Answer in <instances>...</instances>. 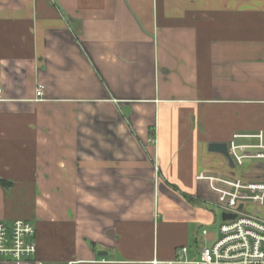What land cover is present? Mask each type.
<instances>
[{"label": "crops", "instance_id": "0c3cea01", "mask_svg": "<svg viewBox=\"0 0 264 264\" xmlns=\"http://www.w3.org/2000/svg\"><path fill=\"white\" fill-rule=\"evenodd\" d=\"M0 83V221L44 264L193 259L261 180L229 144L264 131V0H0Z\"/></svg>", "mask_w": 264, "mask_h": 264}, {"label": "built area", "instance_id": "2783aa9c", "mask_svg": "<svg viewBox=\"0 0 264 264\" xmlns=\"http://www.w3.org/2000/svg\"><path fill=\"white\" fill-rule=\"evenodd\" d=\"M41 95L38 89L36 96ZM229 153L235 168L255 162L261 176L256 182H231L222 208L224 213L235 214V219L221 221L195 258L189 259L188 248L182 247L173 260L152 264H264V131L234 135ZM35 232L34 225L25 220L0 221V264H42L36 259ZM207 236L202 231L200 239Z\"/></svg>", "mask_w": 264, "mask_h": 264}, {"label": "water", "instance_id": "95a60500", "mask_svg": "<svg viewBox=\"0 0 264 264\" xmlns=\"http://www.w3.org/2000/svg\"><path fill=\"white\" fill-rule=\"evenodd\" d=\"M211 150L219 151V152L227 155V157H228L226 145H212ZM230 163H232L231 160H230ZM232 167H233V163H232ZM241 208L242 207L240 205L239 208H238V210H241ZM235 217H236L235 214H232V213H222L221 214V220L222 221L233 220V219H235Z\"/></svg>", "mask_w": 264, "mask_h": 264}, {"label": "rangeland", "instance_id": "374dc122", "mask_svg": "<svg viewBox=\"0 0 264 264\" xmlns=\"http://www.w3.org/2000/svg\"><path fill=\"white\" fill-rule=\"evenodd\" d=\"M46 198L48 199L50 205H47V203H44L43 201H41V202L38 201V202H37V205H38L39 207H42V205H45V206H44V209L46 210V213H45V214L47 215L48 218H50V217L52 216V213H51V211H50V210H51L52 197H46ZM40 203H41V205H40ZM39 207H38V208H39ZM218 212H219V211H218ZM48 218H47V220H49ZM213 230H214V232H215V231H216V228L214 227ZM37 260H38V259H37ZM0 261H1V259H0ZM39 261H40V260H39ZM40 262H41V261H40ZM41 263L44 264L43 262H41ZM50 264H52V263H50Z\"/></svg>", "mask_w": 264, "mask_h": 264}, {"label": "trees", "instance_id": "16d2710c", "mask_svg": "<svg viewBox=\"0 0 264 264\" xmlns=\"http://www.w3.org/2000/svg\"><path fill=\"white\" fill-rule=\"evenodd\" d=\"M0 184H4V182H2V181L0 180Z\"/></svg>", "mask_w": 264, "mask_h": 264}]
</instances>
